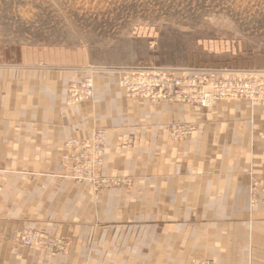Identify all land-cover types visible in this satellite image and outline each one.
Instances as JSON below:
<instances>
[{
  "label": "crops",
  "instance_id": "1",
  "mask_svg": "<svg viewBox=\"0 0 264 264\" xmlns=\"http://www.w3.org/2000/svg\"><path fill=\"white\" fill-rule=\"evenodd\" d=\"M43 57L0 63V264H264V104L133 101L100 72L92 103L70 106L90 70ZM174 123L195 131L173 141ZM98 127L102 175L128 187L94 193L67 176L66 143ZM25 229L44 241L24 246Z\"/></svg>",
  "mask_w": 264,
  "mask_h": 264
},
{
  "label": "rangeland",
  "instance_id": "2",
  "mask_svg": "<svg viewBox=\"0 0 264 264\" xmlns=\"http://www.w3.org/2000/svg\"><path fill=\"white\" fill-rule=\"evenodd\" d=\"M33 52L90 70L89 77L69 84L70 106L92 103L93 75L100 72L113 76L133 101L145 100L128 96L120 82L138 70L209 81L258 77L264 73V0H0V63H15ZM86 85L94 90L91 99H81ZM237 101L251 103L224 102ZM161 102L170 103H151ZM216 103L208 108L171 104L203 110ZM256 103L264 104H251ZM179 125L188 126V134L179 139L168 129L169 138L183 142L195 127ZM99 131L106 134L104 147L94 142ZM109 139L110 129L98 127L90 138L68 141L62 154L67 176L94 193L130 185L128 179L102 175ZM24 231L41 236L36 246L44 241L40 232L30 229L21 232V241ZM204 261L214 264L209 259L191 264Z\"/></svg>",
  "mask_w": 264,
  "mask_h": 264
},
{
  "label": "built area",
  "instance_id": "3",
  "mask_svg": "<svg viewBox=\"0 0 264 264\" xmlns=\"http://www.w3.org/2000/svg\"><path fill=\"white\" fill-rule=\"evenodd\" d=\"M258 77L234 78L231 80H211L207 78L175 79L162 70L144 69L128 74L120 86L128 96L151 102L169 101L170 103H196L201 107H211L217 101L248 100L251 103L264 102V73ZM175 92V96L172 93ZM94 90L91 85L84 86L81 99H91ZM188 126H170L173 137L182 139L188 134ZM106 134L99 131L94 139L97 147H104ZM95 146V145H94ZM41 236L33 231L22 233L26 247L36 246ZM198 264H211L207 261Z\"/></svg>",
  "mask_w": 264,
  "mask_h": 264
},
{
  "label": "bare ground",
  "instance_id": "4",
  "mask_svg": "<svg viewBox=\"0 0 264 264\" xmlns=\"http://www.w3.org/2000/svg\"><path fill=\"white\" fill-rule=\"evenodd\" d=\"M181 104V103H180Z\"/></svg>",
  "mask_w": 264,
  "mask_h": 264
}]
</instances>
